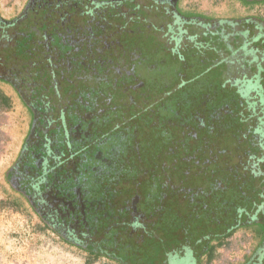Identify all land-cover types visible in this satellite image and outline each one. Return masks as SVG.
<instances>
[{"label":"flooded vegetation","instance_id":"obj_1","mask_svg":"<svg viewBox=\"0 0 264 264\" xmlns=\"http://www.w3.org/2000/svg\"><path fill=\"white\" fill-rule=\"evenodd\" d=\"M148 1L20 0L19 5L11 2L0 7V84L7 88L0 90V103L9 109V99H16L30 111L16 161L2 175L8 187L4 200L19 213L36 216L40 230H48L93 261L109 256L107 244L109 249L116 247L110 244L129 238L146 222L144 215L133 210L139 199L113 189L115 175L108 170H117L118 178H123L129 162L140 165L146 160L150 170L154 158L151 147L138 148L144 143L140 134L150 129L155 114L150 92L136 73L141 50L132 19L136 11L150 23L172 15L167 4L162 7ZM250 1L264 2L245 3ZM252 20L247 19L236 33L227 30L224 38L231 63L228 70L246 99L256 149L248 160L253 161L257 178L264 176V22L254 18L260 23L257 26ZM175 21L164 23L174 41L183 43L187 34L197 30L187 21ZM117 129L124 130L121 135L126 137L122 155H113V148L101 151L108 132ZM85 165H90L87 171ZM88 171L96 179L101 204L88 196L86 179H82ZM109 191L114 195L108 197ZM108 227L117 230L104 241L112 230ZM160 235L157 232L156 238ZM182 246L171 248L165 264L187 257L191 249ZM214 251L199 264L208 263ZM259 261L264 264V251L251 264Z\"/></svg>","mask_w":264,"mask_h":264},{"label":"rangeland","instance_id":"obj_2","mask_svg":"<svg viewBox=\"0 0 264 264\" xmlns=\"http://www.w3.org/2000/svg\"><path fill=\"white\" fill-rule=\"evenodd\" d=\"M19 1L0 0V7L11 2L19 5ZM153 1L169 6L174 24L187 21L197 30L179 43L172 39L170 27L164 26L165 21L170 25L172 16L162 15L160 21L150 23L136 11L132 19L141 50L136 73L150 92L155 114L150 129L140 134L144 143L138 148L151 147L154 158L150 170L146 160L140 165L129 162L123 178H118L117 170L108 171L115 175L113 189L139 199L133 210L144 215V227L110 244L116 247L109 249L107 244L109 256L88 262L82 251L40 230L36 216L19 213L5 201L8 187L2 175L16 161L30 123L27 106L9 99V109L0 103V264H165L166 254L180 245L191 252L187 250V257L176 264H199L215 247L208 263L202 264H251L264 251V176L254 178L253 161L248 160L256 149L245 96L228 70L231 63L224 38L227 30L243 29L249 18L256 21L252 26H258L254 18L264 21V7L246 0ZM212 22L220 25L211 26ZM5 89L0 84V90ZM123 131L108 132L101 151L113 148V155H122ZM93 176L88 171L82 179L87 180L88 196L101 204ZM100 214L98 210L96 215ZM166 217L167 225L161 228ZM117 227L125 230L124 225ZM108 229L112 230L104 241L117 230ZM102 246L105 249V243Z\"/></svg>","mask_w":264,"mask_h":264},{"label":"trees","instance_id":"obj_3","mask_svg":"<svg viewBox=\"0 0 264 264\" xmlns=\"http://www.w3.org/2000/svg\"><path fill=\"white\" fill-rule=\"evenodd\" d=\"M257 4H258V3H255L256 6L259 5V4H258V5H257ZM261 4H262V5H259V6H258L260 9H261L262 7H264V2L261 3ZM262 21H263V19H262ZM263 22H264V21H263ZM263 22H262V23H263ZM263 24H264V23H263ZM162 221H164V219H163ZM87 261H88V262H92L93 260H89V259H87Z\"/></svg>","mask_w":264,"mask_h":264},{"label":"crops","instance_id":"obj_4","mask_svg":"<svg viewBox=\"0 0 264 264\" xmlns=\"http://www.w3.org/2000/svg\"><path fill=\"white\" fill-rule=\"evenodd\" d=\"M201 5H202V4H201ZM201 5H200V8L203 9V8L201 7Z\"/></svg>","mask_w":264,"mask_h":264}]
</instances>
